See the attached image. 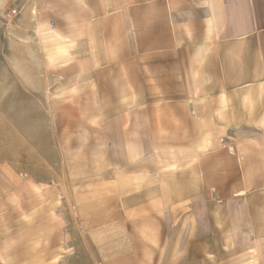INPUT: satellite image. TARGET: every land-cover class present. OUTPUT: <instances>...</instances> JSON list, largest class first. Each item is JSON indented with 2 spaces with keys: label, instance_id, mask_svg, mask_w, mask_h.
I'll list each match as a JSON object with an SVG mask.
<instances>
[{
  "label": "crops",
  "instance_id": "1",
  "mask_svg": "<svg viewBox=\"0 0 264 264\" xmlns=\"http://www.w3.org/2000/svg\"><path fill=\"white\" fill-rule=\"evenodd\" d=\"M9 1L54 153L0 174V264H264V0Z\"/></svg>",
  "mask_w": 264,
  "mask_h": 264
},
{
  "label": "rangeland",
  "instance_id": "2",
  "mask_svg": "<svg viewBox=\"0 0 264 264\" xmlns=\"http://www.w3.org/2000/svg\"><path fill=\"white\" fill-rule=\"evenodd\" d=\"M14 7L9 0H0V174L46 177L48 155L54 153L47 69L30 11Z\"/></svg>",
  "mask_w": 264,
  "mask_h": 264
}]
</instances>
